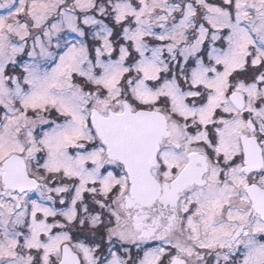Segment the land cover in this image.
<instances>
[{
    "label": "snow or ice",
    "instance_id": "6c2138e0",
    "mask_svg": "<svg viewBox=\"0 0 264 264\" xmlns=\"http://www.w3.org/2000/svg\"><path fill=\"white\" fill-rule=\"evenodd\" d=\"M0 264H264V0H0Z\"/></svg>",
    "mask_w": 264,
    "mask_h": 264
}]
</instances>
